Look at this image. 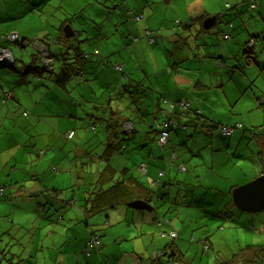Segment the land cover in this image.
<instances>
[{"label":"crops","instance_id":"obj_1","mask_svg":"<svg viewBox=\"0 0 264 264\" xmlns=\"http://www.w3.org/2000/svg\"><path fill=\"white\" fill-rule=\"evenodd\" d=\"M75 1L87 4L71 12L61 4L55 6L63 12L56 32L49 33L40 25V30H35L37 34L30 36L31 28L14 29L12 21L24 17L15 23L19 25L35 14L50 15L55 7L46 5L70 3V0H0V50L8 52V58L0 60V187L6 198L25 197L16 201L15 207L18 204L23 207L19 209L24 211L21 216L34 229L35 225L36 229L45 227L46 212L57 214L56 221L61 223L65 216L69 217L61 210L77 206L82 213L77 221H84L87 229L73 237L70 260L76 259L77 264H93L92 255L99 257L100 249L115 254L109 252L114 237H107L106 227L123 222L111 214L118 206L96 213L100 215L93 220V216L89 218L91 215L84 217V197L91 193L93 181L90 172L84 176L76 172L74 164L89 156L97 157L101 170L110 165L98 176L101 181L132 176L150 193L148 198L141 195L134 184V194L140 198L122 204L124 218L131 215L134 220L126 221L127 227H121L128 233L131 224L140 221L139 227L134 224L132 234L144 238L142 246H134V251L127 245H119L120 253L116 257L123 254L125 258H117L116 264H143L151 261L153 255L155 258L162 253L167 255L169 250L177 254L181 249L177 238L188 235L203 251L221 253L223 248L211 238L213 227L225 228L220 221L249 231L258 227L262 233L264 209L255 214L239 210L230 195L234 187L264 170V0ZM175 6H182L183 13H173ZM111 16L116 24L104 26L103 19ZM154 17H160L161 21L151 27ZM172 18L176 24L171 23ZM208 19L210 26L205 27ZM131 22H136L138 31L131 37L124 36L122 41L130 54L119 49L117 56L109 57L113 53L111 49L107 54L100 46L93 51L82 49L77 39L67 44L66 49L75 53V58L65 64L74 67L67 81L74 86L71 92L66 84L57 86L61 75L54 55L63 51L59 48L62 34L67 38L82 34L91 49L90 46L106 39L112 29L126 26L130 30ZM66 25L72 31L69 36L65 35ZM160 25L174 29L164 35L171 49L167 58L148 46L154 47L157 40H162ZM115 64L121 67L116 69ZM111 71L117 74L115 78L108 77ZM97 77H106V81L98 82L94 79ZM91 78L94 84L88 87L85 82ZM114 80L123 82L125 90L135 93L136 100L142 103L140 109L120 113L119 108L126 104L119 97L118 107L114 109L116 104L111 99L121 93L119 88L118 93L108 91L107 85ZM80 97L86 109L85 116L80 118L84 131L76 130L74 123L64 118H77L76 114L67 112L77 113V108L82 109ZM184 101L188 103L186 108L181 105ZM90 103L92 108H87ZM149 114H153L151 119ZM165 119L174 125L168 131L167 143L160 145V124ZM125 122L131 123L129 128L123 127ZM223 126L232 129L225 133L221 130ZM112 142L121 148L104 156L108 151L106 145ZM41 193L50 196L43 203L36 202L33 211H26L29 204L33 205V198ZM134 200L148 201L153 212L131 207ZM179 206H189L194 213ZM11 208V201L0 198V219L7 217ZM38 215L41 219L36 220ZM149 225L153 231L148 230ZM194 226L202 230L192 232ZM156 227L159 239L155 238ZM92 231L100 235V245L88 250ZM173 231L176 233L173 238L161 235ZM41 232L30 233V240ZM52 232L62 234L55 227L49 231ZM104 235L106 238H102ZM162 238L166 241L162 242ZM11 241L5 240L8 245L2 246L0 237V264L13 262ZM256 243L261 245L264 240ZM150 246L152 255L148 251ZM20 250L24 252L23 247ZM255 250V255H243V260L261 256L259 246ZM238 257L236 253L231 259L236 261ZM215 258L220 260L215 264H231V259L225 256ZM100 264H104V259L100 258Z\"/></svg>","mask_w":264,"mask_h":264},{"label":"rangeland","instance_id":"obj_2","mask_svg":"<svg viewBox=\"0 0 264 264\" xmlns=\"http://www.w3.org/2000/svg\"><path fill=\"white\" fill-rule=\"evenodd\" d=\"M90 3V2H89ZM61 4L64 8V10H67L68 12H71L73 10L78 9L79 7L85 6L87 3H80V4H76L75 0H70V3L65 2V3H59V2H51L46 6H50V7H55L56 5ZM183 5H185L183 3ZM173 13L176 14H182L183 13V9L182 6H175L174 9H172ZM169 14V13H168ZM63 16V12L62 10L58 9L55 7V12H52L50 15H38L35 14L33 17H27L25 18L19 25L15 24L17 21L22 20L24 17L16 20V21H12L14 24L11 25L12 28L14 29H20V30H26L28 28H31L32 31L30 32V36L31 35H36V31L35 30H40V25H43V29H45L46 31H48L49 33H53L57 31V26L59 24V20L61 19V17ZM177 18V17H175ZM181 18V17H180ZM158 21H161L160 17H154V19L152 20V23L149 24L151 27H153L152 25H155ZM104 26L106 27H112L116 24V20L115 18H113V16H111L108 19H103ZM171 23L176 24L174 18H172ZM136 22H131V29H127V27H119L117 29H112L107 38L102 40L101 42H96L95 44H93V46H90L91 49L89 48L87 42H84V36L82 34H75L73 37L69 38V39H64L63 41L65 42V44H69L70 42L74 43L77 40H79V44L81 46L82 49H86V50H94V47H101L102 51L107 54L108 50L111 49L113 51L112 54H110L109 57H115L117 56V50H121V51H128L130 54V51L128 49V47H124L123 45V39L124 36L128 35L129 37H131L132 35L136 34L138 31V26ZM172 25V24H171ZM160 27L162 28V34H161V39L162 40H157L152 47L151 45L148 44L150 49H154L159 55L160 57L162 56V58L164 56H166L167 58V51H171V49L168 47L164 35H168L171 31L174 32L173 30H170L169 27H167L166 25H160ZM38 28V29H37ZM178 28V26H177ZM163 35V36H162ZM64 43H62L60 45V49L61 50H65L66 49V45ZM107 47V51L104 50V48ZM14 51L18 52V49L16 47H14ZM58 57V55H57ZM69 59L68 62H71L72 59L75 58V53L74 51H70L69 55H68ZM61 60L59 59V62L57 64V67H61ZM48 68H51L52 66H48ZM116 73L112 72L110 73V75L108 76L109 78H115L116 77ZM74 79V78H72ZM93 78H91V81H86L85 84H87L88 87L92 86L91 84L93 82L92 80ZM96 79V81H101L102 79H104L106 81V77L105 78H94ZM68 90L71 92L72 91V86H74L73 83H66ZM118 88L121 90V93L118 94V96H113V98L111 99L112 103H115V108L117 109L118 104V97L122 100L123 103L126 104L121 106L119 108V112L120 113H125V112H130V110H132L133 112H135V110L140 109L141 106V102H138L136 100V95L133 92H129L127 90H125V85L123 84V82H121L120 84L117 83L115 80L114 81H110L109 84L107 85V89L109 92L111 93H118L120 92V90H118ZM97 91V90H96ZM91 92H88L87 94H89ZM93 93V92H92ZM97 93V92H94ZM69 95V94H68ZM110 95V94H109ZM70 96V95H69ZM103 100H106L107 97L103 98V96L101 97ZM92 101H94L92 99ZM78 102H82V109L78 110L77 108V113L78 111H80V113L77 115V113L72 110L69 111L67 113H74L76 114L77 118H69V117H64L66 120H71L72 123H74L75 129L76 130H85V127L82 126V121L80 118L85 116L86 113V109H85V104H84V100L83 97H80ZM87 108H92V104H87L86 105ZM99 108L101 109V107L99 106ZM105 110V109H104ZM152 113V110H151ZM153 114H149L150 119L152 118ZM146 117V116H145ZM137 118V116H136ZM135 118V119H136ZM138 119V118H137ZM136 124V121H135ZM138 124V122H137ZM136 124V125H137ZM139 126V125H138ZM80 127V128H79ZM98 132H101V124L98 123ZM96 135H91V138H95ZM43 156H39V159H42ZM148 185V184H147ZM149 186V185H148ZM153 187H155L152 184ZM231 197V195H230ZM1 199L6 200V201H11L12 204V208L9 209V212L7 214V217L0 219V237L2 239V246L8 245L5 243V240L8 239H12L13 241L10 242L9 248H11V253L15 254V257L13 259L12 264H64V256H66V264H71L72 261L74 264H77L76 259H72L70 260V257L73 256V237L80 235V233H85L87 232V229L84 226V221L78 222L77 220L81 217L82 213L80 212L79 208L77 206L75 207H65L64 209H62V213L64 211V214L68 213L69 217L65 216L62 220L61 223L56 221L57 218V214L56 215H51V213H49L48 215H46L45 221H43V224H45V227H42L41 229H36L37 225H35V229L33 227H31V225L29 223H27V219L24 218L22 215V213H24V211L20 212V208L21 205H16L17 203L16 201H22L25 197H17V198H10V199H6V198H2V195L0 196ZM43 201V200H42ZM36 205V201H34L33 205L29 204V208L26 209L25 205V209L33 211V206ZM179 208H184L187 210H190L191 213H194V209L190 208L189 206L187 207H181L179 206ZM77 213L78 217L76 216V214L74 213V211ZM124 210L125 207L124 206H118L115 210H113L111 212V214L115 217H119L123 221L120 223H116V224H112L110 226H107L106 229L109 230L107 237H114V240L110 243V250L109 252H114L113 253H107L103 251V249H100V256L98 257V255H92L93 260L92 263L93 264H100V258L104 259V264H107L106 259L109 261L110 264H116L117 258L119 257H124L125 256L123 254H120V256L116 257V255H118L120 253V249H118L119 245H127L129 246L131 251H134V246L137 247H141L142 246V240H143V236H140L139 234H132L133 232H135V225L139 227L140 225V221H136L133 224H131V231H128V233H126L124 227L121 226H125L127 227V223L126 221H133L134 219L132 218V216H128L127 218H124ZM133 209H130V212L132 213ZM150 213L153 212L152 210H149ZM259 212V211H258ZM257 213V212H255ZM254 213V214H255ZM39 215H41V211L38 212ZM243 214V213H242ZM250 214V213H249ZM36 218V220L41 219V216H39ZM95 215V216H94ZM89 216L92 217L91 220L95 219L96 217H98V215L100 214H94ZM184 218V216H182ZM203 218L205 217H201V220L203 221ZM64 222L66 224H64ZM223 222L225 228L223 230L218 229V226L216 225L215 227L212 228L211 230V238L216 241V244H218L219 246H221L223 248V251L221 253H217L214 252V254H212L211 251H203L202 246H198V242H193V240H190V235L186 236V237H182L181 238H177V243L181 246L180 250H177V254L176 252L173 253L171 250H169V253L166 255H164L163 253L161 255H158L156 258L153 255L151 258V261H145L146 263L143 264H215L218 263L220 260L216 259L215 256L216 255H222L225 256L227 259H231L232 256L236 253H239V257L235 262H231V264H264V243H261V245H257L259 243H256V241H262L264 240V229L262 231V233H260L258 231V227H256V230L254 231H249L247 229H244L243 227L240 226H234L232 224L228 225L227 223H225L226 221H220V223ZM204 223V221H203ZM53 227H55L56 229H60L62 231L61 235H57L54 232H52L51 234L49 233L50 230L53 229ZM38 230H42L40 236H38L37 234L34 236L33 240H30V233L34 232V231H38ZM148 230H152V227L149 225L148 226ZM202 227L200 226H194L192 228V232L195 231H201ZM251 230V229H250ZM99 231V230H98ZM154 233H155V238L159 239L161 238L159 236V228H154ZM100 232V231H99ZM127 234V235H126ZM194 237V236H193ZM102 238H106V236H102ZM142 238V239H141ZM37 239H39V241L37 242ZM52 239H54V242H52ZM149 239L147 238V241ZM166 239L162 238V242H165ZM190 242V244L188 243ZM255 242V243H254ZM191 245V248L188 247ZM161 243H158V246H160ZM259 246V253L261 256H258L257 258H253V260H248L245 261L243 260V255H247L249 253H254V255L256 254V250L255 248ZM19 247H23L24 252H21V250L19 251ZM75 247V246H74ZM3 248V247H2ZM1 248V249H2ZM106 248V247H105ZM104 248V249H105ZM216 250V249H215ZM214 250V251H215ZM149 255L151 254V246L149 247ZM58 256V258H57ZM145 260V259H144ZM106 261V262H105ZM6 262V261H5ZM3 264V263H2ZM84 264V263H83Z\"/></svg>","mask_w":264,"mask_h":264},{"label":"trees","instance_id":"obj_3","mask_svg":"<svg viewBox=\"0 0 264 264\" xmlns=\"http://www.w3.org/2000/svg\"><path fill=\"white\" fill-rule=\"evenodd\" d=\"M251 4H250V7H251ZM251 8H254V7H251ZM200 19H201V17L197 20H200ZM201 29L203 31H207L202 26H201ZM61 37H62V40L70 38V37L69 38L65 37L63 34L61 35ZM59 42H61V41L57 40V43H59ZM63 43L65 44L64 41H63ZM65 45H66V47L68 46L67 44H65ZM245 51L248 52L247 47H246ZM76 53H78V52H76ZM57 55H58V57H57ZM68 55H69L68 49L56 52V54L54 55V57L56 58V60L58 62H59V59L61 60V65H62L59 68L60 69L59 73L61 75V78H58L57 86H64L67 83V81L71 79L69 77L71 75H73V73H74V67H66V65H65L69 59ZM79 73H81V72H79ZM106 146L108 148V151L106 152V154L104 156H108L110 152L115 151V150L117 151L121 148V146L118 147V145L113 143V142L108 143ZM107 167H110V165L106 164V168L104 170H101L100 169L101 167L98 164L96 156H89L87 158H83V160H80L79 163L74 164V168H76V172H80L84 176L86 173L90 172L91 176H92L93 185H92L91 193L88 196L84 197L85 198V200H84L85 208L83 211H84V213H86L84 215L85 218H86V215L96 214V213L105 211V210L109 209L110 207H116V206L125 204V202L127 200L134 199V198H140V195L134 194V192H135L134 184H136L137 190L141 193V195H144L147 198L149 197V194H150L149 191L143 189L142 186L140 184H138L135 181V178L132 176L130 179H128V178H125V179L109 178L108 180H106V182L101 181V179H99L98 176H100L105 170H107ZM121 173H124V172L122 171ZM0 188H2V187H0ZM0 195H4L3 191H2V193H0ZM55 195H57V194H55ZM48 196H50V195L45 194V193L44 194L41 193V194H39V197L33 198V199L36 202H38V204H39V202L43 203L42 200H44ZM2 198H6V196L4 195V196H2ZM62 202L68 203V202H65L64 200H62ZM49 203L50 202L47 201L45 203V206L48 207L49 205H47V204H49ZM39 211H41V209H38L37 213ZM46 215H47V212L44 214V216H46ZM89 230H91V228H89ZM162 233H165L164 236L169 237V234L167 232H162ZM93 240H97L98 242L94 243ZM93 245L96 248H98L100 245V235L95 231L91 232L86 248L89 250L90 247ZM232 261L234 262L235 260L231 259L230 262H232Z\"/></svg>","mask_w":264,"mask_h":264},{"label":"water","instance_id":"obj_4","mask_svg":"<svg viewBox=\"0 0 264 264\" xmlns=\"http://www.w3.org/2000/svg\"><path fill=\"white\" fill-rule=\"evenodd\" d=\"M211 20L204 22L205 27H209ZM65 35L69 36L72 31L69 26L64 28ZM7 56H2L0 60L7 59ZM231 198L234 205L242 211L255 213L264 209V170L244 184L237 185L231 191ZM131 207L138 206L143 209H152V205L148 201L134 200L130 204Z\"/></svg>","mask_w":264,"mask_h":264},{"label":"built area","instance_id":"obj_5","mask_svg":"<svg viewBox=\"0 0 264 264\" xmlns=\"http://www.w3.org/2000/svg\"><path fill=\"white\" fill-rule=\"evenodd\" d=\"M255 4H256V2L255 3L253 2L252 6H255ZM2 56H7L8 57V52H7L6 49H1L0 50V59H1ZM118 67H121V65L120 64H115V68L118 69ZM181 105H182V107L186 108L187 105H188V103L184 101V102H181ZM130 124H131L130 122H125L124 125H123V127L125 129L126 128H129L130 127ZM173 125H174V122L171 121L170 119L162 120V122L160 124V135H159V138H158V143L160 145H164V144L167 143V141H168V131L170 130V128ZM237 125H239V124H237ZM231 129H232V127H226V126H223L221 128V130L223 132H225V133H228L229 130H231ZM71 134L72 133L70 132L68 134V137H71ZM173 157H174V154H173ZM142 168L145 169L144 166H142ZM181 168H183V167L181 166ZM162 174H163V171H161L159 175L161 176ZM2 191H3V187L0 188V193H2ZM161 235L164 236L165 233H161ZM175 236H176V233L174 231L169 234V237L170 238H173ZM93 241H94V243H97L98 242L97 240H93Z\"/></svg>","mask_w":264,"mask_h":264}]
</instances>
